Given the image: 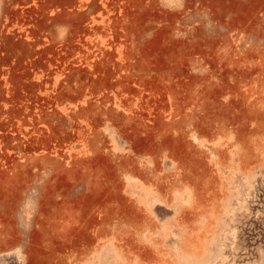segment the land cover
Listing matches in <instances>:
<instances>
[{
  "label": "rangeland",
  "instance_id": "1",
  "mask_svg": "<svg viewBox=\"0 0 264 264\" xmlns=\"http://www.w3.org/2000/svg\"><path fill=\"white\" fill-rule=\"evenodd\" d=\"M0 264H264V0H0Z\"/></svg>",
  "mask_w": 264,
  "mask_h": 264
}]
</instances>
